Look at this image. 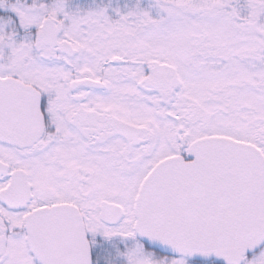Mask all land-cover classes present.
Listing matches in <instances>:
<instances>
[{"label":"snow or ice","instance_id":"6c2138e0","mask_svg":"<svg viewBox=\"0 0 264 264\" xmlns=\"http://www.w3.org/2000/svg\"><path fill=\"white\" fill-rule=\"evenodd\" d=\"M0 264H264V0H0Z\"/></svg>","mask_w":264,"mask_h":264}]
</instances>
